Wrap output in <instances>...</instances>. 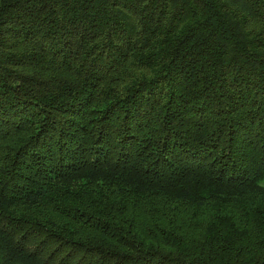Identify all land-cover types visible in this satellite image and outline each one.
<instances>
[{"label":"trees","instance_id":"16d2710c","mask_svg":"<svg viewBox=\"0 0 264 264\" xmlns=\"http://www.w3.org/2000/svg\"><path fill=\"white\" fill-rule=\"evenodd\" d=\"M264 0H0V264H264Z\"/></svg>","mask_w":264,"mask_h":264},{"label":"rangeland","instance_id":"374dc122","mask_svg":"<svg viewBox=\"0 0 264 264\" xmlns=\"http://www.w3.org/2000/svg\"><path fill=\"white\" fill-rule=\"evenodd\" d=\"M261 185L264 186V181L261 182Z\"/></svg>","mask_w":264,"mask_h":264}]
</instances>
